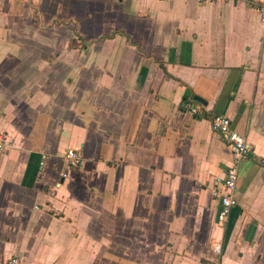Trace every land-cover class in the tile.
I'll return each mask as SVG.
<instances>
[{"label": "crops", "instance_id": "0c3cea01", "mask_svg": "<svg viewBox=\"0 0 264 264\" xmlns=\"http://www.w3.org/2000/svg\"><path fill=\"white\" fill-rule=\"evenodd\" d=\"M215 115L250 148L225 222ZM0 136V264H264V26L246 0H0Z\"/></svg>", "mask_w": 264, "mask_h": 264}, {"label": "built area", "instance_id": "2783aa9c", "mask_svg": "<svg viewBox=\"0 0 264 264\" xmlns=\"http://www.w3.org/2000/svg\"><path fill=\"white\" fill-rule=\"evenodd\" d=\"M159 1H178V0H159ZM197 5H203L215 0H193ZM232 1V0H225ZM251 6H253L259 15V20L264 26V0H246ZM182 109H187L192 114H199L198 107H189L187 104H182ZM212 130L220 136V139L224 145L229 149L231 155V165L225 171L224 175L219 178H215L212 182L211 195L217 199L220 204L218 211V219L220 222H225L230 215L233 208L237 206L238 199L236 196V184L238 175V165L242 160L247 159L250 156V148L248 147L245 137L234 129H232L231 121L229 118L223 115H215L211 120ZM6 138L0 136V151L4 150L6 146ZM67 166L69 168H78L83 164V157L78 150L68 149L63 155ZM45 156L42 157L40 165L44 164ZM214 251L219 253L220 246L214 245ZM4 264H24V262L17 256H13L6 260Z\"/></svg>", "mask_w": 264, "mask_h": 264}, {"label": "water", "instance_id": "95a60500", "mask_svg": "<svg viewBox=\"0 0 264 264\" xmlns=\"http://www.w3.org/2000/svg\"><path fill=\"white\" fill-rule=\"evenodd\" d=\"M194 100H196V101H198L199 103L205 105V102H204L202 99H200V98H198V97H196V96H194Z\"/></svg>", "mask_w": 264, "mask_h": 264}]
</instances>
